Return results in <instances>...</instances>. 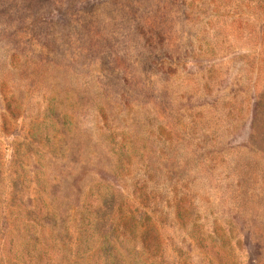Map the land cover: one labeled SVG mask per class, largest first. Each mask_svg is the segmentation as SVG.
Listing matches in <instances>:
<instances>
[{
	"label": "rangeland",
	"instance_id": "obj_1",
	"mask_svg": "<svg viewBox=\"0 0 264 264\" xmlns=\"http://www.w3.org/2000/svg\"><path fill=\"white\" fill-rule=\"evenodd\" d=\"M0 264H264V0H0Z\"/></svg>",
	"mask_w": 264,
	"mask_h": 264
}]
</instances>
